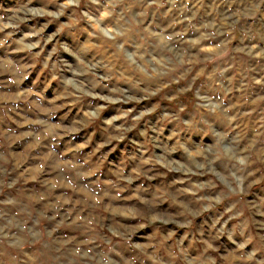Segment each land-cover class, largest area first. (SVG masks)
Listing matches in <instances>:
<instances>
[{
	"label": "clouds",
	"instance_id": "obj_1",
	"mask_svg": "<svg viewBox=\"0 0 264 264\" xmlns=\"http://www.w3.org/2000/svg\"><path fill=\"white\" fill-rule=\"evenodd\" d=\"M0 264H264V0H0Z\"/></svg>",
	"mask_w": 264,
	"mask_h": 264
}]
</instances>
